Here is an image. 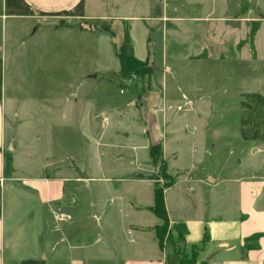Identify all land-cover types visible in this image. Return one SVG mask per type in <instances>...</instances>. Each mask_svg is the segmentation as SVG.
Instances as JSON below:
<instances>
[{"label": "rangeland", "instance_id": "rangeland-1", "mask_svg": "<svg viewBox=\"0 0 264 264\" xmlns=\"http://www.w3.org/2000/svg\"><path fill=\"white\" fill-rule=\"evenodd\" d=\"M87 4L96 17L81 26L94 28L95 33L48 29L27 38L21 30L23 22H18L17 47L3 60L4 102L7 125L18 126L25 148L17 163H29L31 155L46 157L60 167L57 176L63 185L66 217L79 219L86 233L100 237L93 248L97 263L92 264H115L111 253L122 254L127 241L122 215L110 208V189L116 194L136 185L144 200L152 194L153 182L131 180L134 172L141 171L138 163L145 162L146 151L135 159L127 147L129 139L122 134L130 127L128 113L136 118L132 106L138 107L146 85L141 79L158 87L166 76L165 87L171 91L179 94L181 87L188 94L208 96L210 121L200 122L220 124V133L211 130L215 138L221 137V218L239 216L240 179L264 182V0H87ZM110 14L121 17L123 25L124 17H133L136 39L142 36L144 22L148 25L149 48L156 53V60L149 61L152 76L123 82L115 78L120 60L110 36ZM164 57L170 63L161 64ZM170 67L177 68L175 76H168ZM91 104L99 114L93 129H80L75 116ZM205 104H199L203 115ZM115 106L120 111L115 112ZM179 107L174 109L185 113L187 106ZM253 136L261 141L254 142ZM146 169L148 177L165 189L190 176L189 169L169 171L163 160ZM54 172L44 178L54 179ZM256 201L264 203V184ZM58 214L53 213L56 220ZM107 245L112 247L106 249Z\"/></svg>", "mask_w": 264, "mask_h": 264}, {"label": "crops", "instance_id": "crops-1", "mask_svg": "<svg viewBox=\"0 0 264 264\" xmlns=\"http://www.w3.org/2000/svg\"><path fill=\"white\" fill-rule=\"evenodd\" d=\"M210 14H214L213 11ZM95 17L88 9L87 0H0V264L97 263L93 248L100 237L86 233L79 219L68 218L64 212V190L57 176L60 167L46 157L44 161L42 157L31 155L27 158L29 163H17L25 148L16 132L18 126L7 125L3 84V60L17 47L19 21L23 22L21 30L29 38L48 29L95 33L94 28L81 26L86 19ZM109 18L114 33L110 36L118 55L124 43V25L119 16L110 14ZM123 20H129L135 56L142 61L154 62L156 53L149 48L151 31L148 25L144 22L142 36L136 39L133 17ZM116 22L117 32L114 30ZM167 62L164 57L160 63ZM176 74L177 68L170 67L168 76ZM166 79L164 76L163 86L158 87L148 86V79H141L146 85L139 96L138 107L132 106L136 118H131L133 115L128 113L130 127L122 132L130 141L127 147L132 148L135 159H139L142 150L147 156L145 162L138 163L141 171L134 172L131 180H149L153 185L148 200L137 193L136 185H127L116 194L110 189V208L122 215V230L127 241L122 254L111 253L113 262L181 264L173 246L159 244L156 227L161 220L150 210L154 204L155 181L148 177L146 167H157L163 160L169 171L182 173L189 169L191 176L175 180L164 191L170 229L183 230L188 245L200 243L208 232L210 242L202 259L208 264H243L245 261L264 264V203L256 201L264 182L240 179L239 216L221 218V173L224 172L223 167H219L221 137L215 138L211 130L217 128V134L220 133V124L206 122L202 125L200 122V119H208L212 111L205 100L208 99L206 94H188L181 87H178V94L165 87ZM195 91L199 92L197 88ZM130 95L133 96V92ZM187 101L195 104L191 102L188 107ZM203 102H206L207 113L204 115L201 114L203 106L199 105ZM177 106H187L185 113H178L174 109ZM120 108L115 106L113 110L117 112ZM98 115L91 104L83 114L75 116L78 128L93 129ZM258 140L261 138L253 136L254 142H260ZM152 146H158L159 150L156 163L150 155ZM194 167L196 169L191 171ZM51 170H56L53 174L56 177L44 178ZM195 184L199 185L196 187ZM56 210L58 220L53 215ZM57 221L61 223L55 228ZM254 234H261L257 248L244 250L245 240ZM110 239L114 240V237L111 235ZM109 247L112 246L107 245L106 249Z\"/></svg>", "mask_w": 264, "mask_h": 264}, {"label": "trees", "instance_id": "trees-1", "mask_svg": "<svg viewBox=\"0 0 264 264\" xmlns=\"http://www.w3.org/2000/svg\"><path fill=\"white\" fill-rule=\"evenodd\" d=\"M110 34L111 36L114 35L112 30H110ZM118 57L120 60V69L117 73L114 74V76L120 82L132 79L134 76L142 78L147 75L150 77L154 72L152 64H150L149 60L142 61L135 56L132 45V38L130 34V28L126 22L124 23V43L120 48ZM105 79L108 82H114L113 79L110 77H106ZM150 153L151 157L154 160H158V146H152ZM164 191L165 187H161L158 184H155L154 204L152 207H150V210L162 220V224L156 227V234L159 240V244L163 246L164 243H167L173 246L175 252L180 256L181 264H208L207 260H202V256L207 251V246L210 242L209 233H205L203 240L200 243L188 245L186 240V234L183 230L170 229V222L165 204ZM167 231L169 232L168 241H165V234ZM260 236L261 234H254L251 237H248L245 240L244 250L257 248L258 245L254 244V241H258Z\"/></svg>", "mask_w": 264, "mask_h": 264}, {"label": "built area", "instance_id": "built-area-1", "mask_svg": "<svg viewBox=\"0 0 264 264\" xmlns=\"http://www.w3.org/2000/svg\"><path fill=\"white\" fill-rule=\"evenodd\" d=\"M137 77V76H134V78ZM190 104V101L187 102V105ZM183 107H179V109H182ZM196 168L194 167L193 169H191V171H194Z\"/></svg>", "mask_w": 264, "mask_h": 264}, {"label": "water", "instance_id": "water-1", "mask_svg": "<svg viewBox=\"0 0 264 264\" xmlns=\"http://www.w3.org/2000/svg\"><path fill=\"white\" fill-rule=\"evenodd\" d=\"M12 149V148H11Z\"/></svg>", "mask_w": 264, "mask_h": 264}]
</instances>
